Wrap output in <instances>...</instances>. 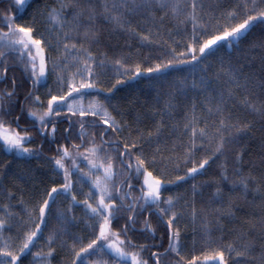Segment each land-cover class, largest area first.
<instances>
[{
	"label": "snow or ice",
	"instance_id": "snow-or-ice-1",
	"mask_svg": "<svg viewBox=\"0 0 264 264\" xmlns=\"http://www.w3.org/2000/svg\"><path fill=\"white\" fill-rule=\"evenodd\" d=\"M32 2L13 0L8 9L0 10V82L9 79L14 68L21 72L19 77L12 73L10 88L0 91V148L13 156L0 168V188L10 201L16 199L4 185L16 160L46 159L50 183L34 191L32 199L21 197L17 204L0 209V264H25L28 255L33 258L29 264H52L57 247L71 256L63 264H234L233 253L264 264V245L259 257L253 255L257 246L253 239H245L246 234L227 244L223 236L213 237L209 216L215 214L217 224L224 217L234 218L236 206L231 200L226 208L198 209L195 197L202 193L195 183L192 200L164 195L166 185L195 181L223 156L219 180L200 182L201 188L215 183L212 201L222 203L219 185L229 181V158L243 164L247 149L236 151L234 146L253 125L236 110L264 119V0H235L231 6L224 0L210 5L205 0H59L58 6H45L44 21L38 17L45 13L37 9L31 20L18 23ZM206 7L213 11L206 13ZM136 17L141 20L134 23ZM168 17L177 22L181 36L171 44L156 40L161 34L153 32ZM102 23L138 39L141 47L157 46L160 51L145 55L137 49L135 55L121 53L111 59L98 56L91 46L100 42ZM42 24L52 26L45 31L55 32V43L41 31ZM256 29L259 35L249 39ZM224 44L229 53L222 51ZM257 51L258 58L253 55ZM179 65L189 66L187 75L179 74L183 71ZM109 67L114 80L106 79ZM53 75L54 86L48 87ZM133 80H145L157 103L167 97L163 110L153 108L152 117L160 120L150 129L139 127L140 113L129 122L113 103L120 86ZM41 87L46 88L45 99ZM178 97H184L183 106ZM125 100L127 108L140 102L136 94ZM180 107L186 109L183 132L171 149L164 150L170 153L165 156L159 147L164 117ZM61 117L68 126L58 137ZM210 117L215 119L210 122ZM172 127L175 134L176 126ZM37 138L42 142L33 145ZM44 142L52 155H44ZM261 147L264 165V144ZM36 170L29 166L13 173V178L27 182ZM174 172L182 174L170 178ZM233 175L232 190L239 187L246 195L253 177L242 175L241 168H234ZM181 200L193 222L200 221L199 239H193L191 246L183 239L186 226L179 223L185 214L177 210ZM17 206L26 218L10 210ZM74 206H80L84 215L76 216ZM79 224L84 225L85 235L73 231ZM260 224L264 231V218ZM160 225L163 232L158 235ZM34 248L38 250L33 252Z\"/></svg>",
	"mask_w": 264,
	"mask_h": 264
},
{
	"label": "trees",
	"instance_id": "trees-1",
	"mask_svg": "<svg viewBox=\"0 0 264 264\" xmlns=\"http://www.w3.org/2000/svg\"><path fill=\"white\" fill-rule=\"evenodd\" d=\"M224 2L231 6L232 3L235 2V0H224ZM13 3V0H2L0 2V10L8 9L9 5ZM206 4H212L213 0H205ZM59 0H33L31 7L27 8L23 16L17 20V22L22 21H29L31 20L33 14L36 12L37 9H40L41 12L45 13V15H41L38 17V20L44 21L46 19V8L45 6L55 7L58 6ZM11 12L15 13L16 8L11 7ZM206 13L213 11L210 7H206L204 10ZM157 15H160V13H157ZM68 17L71 19V10L68 12ZM140 17H136V21H140ZM177 22L172 19L171 17H168L165 19L163 25H161L159 28H153V32L159 31L160 36L154 37L156 40H164L167 41L169 44H171L174 40L179 41L181 40V36L177 35V28H176ZM2 26V25H0ZM51 25L48 24H42L41 25V31H44V34L49 39H53V43H55V32L48 33L45 31V28H50ZM143 23H141V30H143ZM189 30L191 29V25H188ZM101 33H100V42L98 44H93L91 46L92 51L94 54L100 56V54H106L109 59L119 56L121 53H131L133 55L136 54L137 49H139L142 53L147 55L148 53H156L160 51V48L157 46H144L141 47V42L133 37H129L126 33H123L121 31L113 30L112 26L110 24H101ZM59 29H56V32H58ZM64 31H68L67 28L64 29ZM259 35V29L254 30L253 34L249 36V39H254L256 36ZM73 43H81L80 40H73L70 41ZM85 46L87 45V42H84ZM179 50V49H178ZM222 51L224 53H229L231 49L223 46ZM57 52H52L51 55H57ZM257 58L261 55L259 51L255 52L253 54ZM102 58V57H101ZM259 63L257 59V64ZM178 68L182 69L183 71L179 74L181 75H187L188 74V65H179ZM14 73L17 77L21 75V72L19 68H14L9 73V79H6L2 82H0V91H3L6 88H10L11 85V75ZM52 78H48V83L51 85V87L54 86L55 76H51ZM106 79H115L114 76V70L109 67L106 70ZM191 79V77H189ZM146 81L145 80H133L128 83V85H121L120 91H118L115 96L113 97V103L118 104L121 108V110L124 111L123 118L129 122H133L137 116V113L141 114L142 123L139 124V127L141 128H151L154 121L160 120L159 116L152 117L151 113L153 108H157L160 110L164 109V103L167 97H161L159 102L157 103L154 100V97L156 95L155 91H153L151 88L146 87ZM95 94V93H93ZM133 94L138 95L139 97V103L136 104L134 107L127 108L126 106V97H130ZM190 96L195 95L193 93H189ZM180 104L183 106L186 101L184 97H178L177 98ZM186 109L183 107L174 109L172 114L170 116L165 115L164 119L166 121V126L164 129V133L161 136V139L159 141V147L162 151H164L166 148L171 149L172 145L177 141L178 137H180V134L183 132V122H184V113ZM115 114V113H114ZM236 114L241 117H246L247 121L252 122L253 127L251 128L250 132L246 135L241 136L240 143L235 145L234 148L236 151H240L241 149H247L244 155V161L243 164H234L232 160L229 158L228 160V175H229V181H221L220 187H222L224 192V199L223 202H213L212 201V193L214 192L217 185L213 183L210 187L204 186L203 188L200 187V182L205 180H212L215 178L216 180H219L220 178V167L219 165L224 162L225 157L221 156L219 159L215 160L205 171L203 175H197L195 178V181H193L191 178L187 180V182H180L179 184H170L166 185L164 195L167 196L169 194L171 195H183L185 199L192 200V184L195 183L198 188V192L202 194H197L195 197V204L196 207L199 208H206L209 212H211L213 209L216 208H226L229 201L231 200L235 206V217H224L222 219H219L218 224L216 222V216L213 214L212 216H209L210 220H213V237H220L223 236L224 240L223 243H233L237 241L239 237L242 236V234H246L245 239L251 238L255 241L257 246V251L253 253V255L259 257L260 255V246L264 245V231L261 230V224L260 221L262 218H264V165H261V155H262V144H264V119L261 118L260 115L254 114L251 112L240 110L239 108L236 110ZM119 118V117H118ZM215 117H210L209 121L211 122L214 120ZM173 125L176 126L175 134H173ZM67 123L64 121V118H60V123L58 125L60 131H58L57 136L59 137L65 127H67ZM203 126V125H201ZM137 127V124L133 123V128ZM136 133H133L135 135ZM49 140L52 139V137L48 138ZM183 139L187 140V135L183 137ZM41 138H37L33 141V145L40 144ZM63 142V141H60ZM77 143L79 141H76ZM156 145L153 143L152 147L154 148ZM83 151V149H81ZM151 151V149H149ZM170 153L168 151H164V155L167 156ZM203 153H198V155H202ZM44 155L49 156L52 155V153L49 151V143L44 142ZM13 160L12 155L5 154V151L0 148V168H3L4 163L6 161ZM251 162V163H250ZM67 163L71 164V161H68ZM33 167L37 170L32 173V179H29L27 182L21 181L18 179L13 178V173L19 172L24 170L27 167ZM190 166V165H189ZM80 167L87 168L86 164L80 163ZM49 162L46 159H32L31 161H24V160H16L12 165L11 169L9 170V178L4 181L5 187L10 190L11 192L15 193L16 199L9 200L8 196L4 194V190L0 188V209H2V206L4 204L11 203L13 205L17 204V201L23 197L25 201H28L32 199V193L39 192L43 190V187L45 184L50 183L48 180L49 173ZM234 168H241L242 169V175L248 176L249 174L251 177H253L252 182L249 184V191L245 195L243 190L239 187H236L235 190H232L231 181L233 179H236V177L233 175V169ZM177 174H182V172L179 173H173V176L170 178H173ZM79 187V186H78ZM259 189V190H257ZM88 191V186H84L83 192L86 193ZM85 197L82 193L78 192V199L83 200ZM63 200V198H61ZM69 203V201L65 200L64 205L66 206ZM243 209V211H240L239 209ZM14 213H19L21 216H25L26 213L22 211L21 207H13L10 209ZM177 210L184 211V215L182 216L180 220V225L182 228H185L186 226V234L184 235L183 239L187 241L189 246H191V243L193 239H199V233H200V221L197 220L195 223L192 220V217L190 215L189 210L185 206L184 200H181L180 203L177 205ZM73 212L76 216L81 217L84 215V211L80 206H74ZM0 214L2 213V210H0ZM122 223V221H121ZM152 223L155 226L156 220L153 218ZM254 226V227H253ZM118 227V225H117ZM74 232H78L81 235L86 234V230L83 224H79L76 228L73 229ZM163 232V225H160L158 235ZM7 234V233H6ZM47 236V231H45V237ZM142 242V241H141ZM43 243V241H41ZM70 243V242H69ZM165 247H167V244L165 242ZM199 247V245H197ZM37 248H34L32 251H37ZM153 251L157 249H152ZM162 250V249H161ZM242 250V249H241ZM147 253H145V257L147 258ZM234 258V264H260L259 259L256 261H253L250 257H235V254L233 253ZM32 256L28 255L25 258V264H29L30 261H32ZM71 256L69 255L67 249H61L57 247L56 252V258L52 260V264H63L65 260H70ZM151 264V262H150Z\"/></svg>",
	"mask_w": 264,
	"mask_h": 264
},
{
	"label": "rangeland",
	"instance_id": "rangeland-1",
	"mask_svg": "<svg viewBox=\"0 0 264 264\" xmlns=\"http://www.w3.org/2000/svg\"><path fill=\"white\" fill-rule=\"evenodd\" d=\"M226 47H228L227 46V44H224ZM50 78H52L51 76H50ZM48 87H51V85L48 83ZM46 91V88H44V87H41L40 89H39V93L41 94V99H45V97H44V95H43V93ZM93 95H95V94H93ZM83 168V167H82ZM85 169V171H87V168H84ZM73 179L75 180L76 179V176L74 175L73 176ZM86 187H87V185H85Z\"/></svg>",
	"mask_w": 264,
	"mask_h": 264
}]
</instances>
